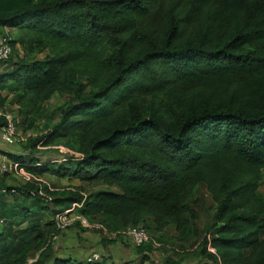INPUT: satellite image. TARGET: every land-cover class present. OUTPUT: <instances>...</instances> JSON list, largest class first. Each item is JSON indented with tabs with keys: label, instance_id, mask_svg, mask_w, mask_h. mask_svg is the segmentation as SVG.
<instances>
[{
	"label": "trees",
	"instance_id": "16d2710c",
	"mask_svg": "<svg viewBox=\"0 0 264 264\" xmlns=\"http://www.w3.org/2000/svg\"><path fill=\"white\" fill-rule=\"evenodd\" d=\"M6 30L17 36H3L13 53L0 74L8 94L0 93V109L11 95L21 129L34 132L26 151L76 154L57 166L8 156L36 179L106 187L88 196L44 188L49 201L39 183L6 187L9 174H0V192L16 201L0 204V222L37 211L54 231L48 238L34 227L38 259L12 264H130L52 256L53 218L81 204L79 214L105 227L112 219L114 232L148 231L151 221L158 233L182 234L198 220L192 199L203 185L217 211L202 256L264 264V0H0V35ZM55 95L69 102L47 108ZM43 125L52 127L37 134ZM7 236L0 232L1 251ZM154 242L135 247L141 264Z\"/></svg>",
	"mask_w": 264,
	"mask_h": 264
},
{
	"label": "rangeland",
	"instance_id": "374dc122",
	"mask_svg": "<svg viewBox=\"0 0 264 264\" xmlns=\"http://www.w3.org/2000/svg\"><path fill=\"white\" fill-rule=\"evenodd\" d=\"M5 35H8L10 39L13 40L16 38L17 33L15 30H6L4 35H0V42L4 40L3 36ZM8 67L9 64L7 62L2 64L0 67V74L4 73ZM3 94L7 96V92ZM8 98L10 97L8 96ZM68 102V98L55 95L49 102L46 103V106L51 110H55L59 107L65 106ZM7 111L10 113L18 111V107H16L14 100H11V98L8 100ZM59 117L60 115L58 114L52 124L57 123ZM50 127L43 125V127L37 130L36 133L39 135L43 134L47 132L48 128ZM22 132L24 133V136L30 134L33 135L34 133L33 131H29L28 133L24 132L23 129ZM25 143L26 141L18 145H8L1 140L0 135V166L3 156L7 155L5 153L14 154V156L20 158V160H24L26 164L30 163L32 160H35L42 165H51L54 163L55 166L64 163L67 154L76 156V154L73 152H70L62 147H39L37 151L30 153L29 151L25 150ZM9 158L10 157L8 156V161ZM15 163L20 164L21 166L20 162ZM22 171L26 174V176H22L20 174L23 173ZM18 172L19 174L10 173L6 176V187L20 188L28 182H37V184L39 183L41 185L40 188L42 192L40 193V196H43L49 201H51L53 198L43 193L44 188L62 191H76L81 188L83 189L85 196L98 191L106 190V187L98 182L94 184H88L86 182H81L78 179H63L50 174H46L40 179H33V177H31L32 181H29L27 178L30 176V174L22 166L19 167ZM5 191V189L2 191L4 196H1L2 193L0 192V204L12 206L13 203H16V201H14L15 198L5 193ZM259 192L261 196L264 197V182L262 183ZM63 193L64 192H62V194ZM19 199L21 200V198ZM192 201L199 217L198 220L192 224L191 230H188L185 233H178L174 227H169L163 233H158L152 229L151 221L145 224L148 228L151 238L154 239L155 242L159 244V246L153 248L152 253H148L149 260L144 262L142 261L143 264H168L167 261L169 260L184 261L185 264H214L210 260L206 259V257L202 256L200 252V244L203 237L205 236V233H207L215 221L214 219L217 211L216 204L212 200L207 188L204 185L199 188ZM18 203L21 204L22 201H19ZM2 206L3 205H0V215L4 213L1 209ZM50 206L55 211L63 210L66 207H57L55 204ZM5 217L11 218V213H7ZM103 222L106 224V228L109 231L113 230L114 232L116 228H119L110 218L103 219ZM34 227L43 231V234L48 236V238L51 234H54L53 229L49 225V217L47 215H42L41 212L37 211L36 214L25 219V221L19 219L18 221H14V219H11L8 223L0 222V232L5 230L6 234H8L5 244L7 248L2 251L0 250V264H12L15 262V260L21 261L22 259H28L29 263H33L38 259L40 254L37 250L39 240L36 231L33 232ZM108 241L109 240L102 232L97 230H82L75 225L66 230L57 232L53 239L52 256L70 257L82 261L86 260L90 254L98 252L104 254L105 260L107 259V262L109 263L114 261L117 263L129 262L130 264H141V255H139L136 248L132 246V244H130L127 240L119 239L114 242L112 241V244L110 243L109 245L106 244ZM107 246H109V248H107ZM19 261L17 264H19Z\"/></svg>",
	"mask_w": 264,
	"mask_h": 264
},
{
	"label": "built area",
	"instance_id": "2783aa9c",
	"mask_svg": "<svg viewBox=\"0 0 264 264\" xmlns=\"http://www.w3.org/2000/svg\"><path fill=\"white\" fill-rule=\"evenodd\" d=\"M12 53L13 51L11 45L7 42L6 39L2 40L0 42V67L2 66L3 62L9 60V58L12 56ZM2 119L4 120V123L2 127H0V132L3 142H5L6 144L18 145L22 142L27 141V139L31 136H34V134L24 136V133L22 132V129L20 127L21 117L17 112L10 113L7 111V107H4L3 109H0V121ZM19 167H21L19 164L3 163L0 166V174H19ZM20 174L22 176H26L24 172ZM31 177L33 176L30 175L27 179L29 181H32ZM81 208V204H75L70 209L57 213L53 218L56 229L58 231H63L79 224L84 230H98L109 239H125L134 247H142L143 245L151 243L153 241L149 232L143 225L129 227L118 232H111L104 225L92 223L86 217L79 214L78 210ZM154 244L156 247L159 246V244H157L156 242H154ZM104 259V254L94 252L90 254L86 261L88 263H98L102 262Z\"/></svg>",
	"mask_w": 264,
	"mask_h": 264
},
{
	"label": "crops",
	"instance_id": "0c3cea01",
	"mask_svg": "<svg viewBox=\"0 0 264 264\" xmlns=\"http://www.w3.org/2000/svg\"><path fill=\"white\" fill-rule=\"evenodd\" d=\"M1 94H2V96L3 97H6V95H4L3 93H5V92H0ZM8 95V94H7ZM9 97L11 98V100H12V96L11 95H9ZM10 98H9V100H10ZM8 104V103H7ZM15 105H16V107H18L17 106V104L15 103ZM0 135H1V133H0ZM1 140H2V137H1ZM3 141V140H2ZM5 154H7V155H14V154H9V153H5ZM7 155H5V156H3V160H2V163H1V165L3 164V163H15V161H13L12 159H10L9 158V161H11V162H9L8 160H7ZM16 164V163H15ZM20 165V164H19ZM92 231V230H91ZM98 231V230H97ZM100 232V231H99ZM106 244H110V243H108V242H106ZM112 244V243H111ZM111 246V245H110ZM112 247H114V246H112ZM107 248H109V246H107Z\"/></svg>",
	"mask_w": 264,
	"mask_h": 264
}]
</instances>
